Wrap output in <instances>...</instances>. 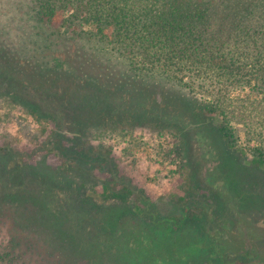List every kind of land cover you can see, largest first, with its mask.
Listing matches in <instances>:
<instances>
[{
    "label": "trees",
    "instance_id": "1",
    "mask_svg": "<svg viewBox=\"0 0 264 264\" xmlns=\"http://www.w3.org/2000/svg\"><path fill=\"white\" fill-rule=\"evenodd\" d=\"M1 13L10 17L0 20V96L32 111L48 134L42 149L86 179L64 181L45 157L1 145L0 264H264V238L236 240L226 188L210 192L207 221L204 210H160L130 181L122 196L132 204L107 201L102 170L113 151L103 138L136 128L173 137L189 173L201 161L189 135L212 128L221 151L252 153L246 161L264 167V0H0ZM207 79L212 100L194 91ZM238 89L247 96L234 98ZM89 160L100 193L84 188ZM235 199L244 212H264V193Z\"/></svg>",
    "mask_w": 264,
    "mask_h": 264
},
{
    "label": "rangeland",
    "instance_id": "2",
    "mask_svg": "<svg viewBox=\"0 0 264 264\" xmlns=\"http://www.w3.org/2000/svg\"><path fill=\"white\" fill-rule=\"evenodd\" d=\"M9 17L5 13L0 14V20L4 22H7ZM11 37L13 39L15 37L19 38L16 33L12 34ZM190 75L186 73L180 77H183L185 82H190ZM209 84L210 88L214 87L212 79H207L201 85H197L199 87L194 85L195 93L212 100L213 91L209 93V90H206ZM247 94L248 90L238 89L233 91L234 98L238 96L240 98L246 97ZM10 99L9 97L0 96V146L8 142L12 145L16 144L18 148L30 152L33 160H38L43 156L46 158V163L56 165L57 167L50 169L60 175L61 178L70 179L74 175L81 182L82 177H85L76 174L81 170L77 169V171L74 164L58 166L62 164V158L53 154L49 155L45 149H42V143L45 142L48 135L43 131V122L41 123V120L34 116L32 111L27 108L23 109L21 105ZM234 101L233 105L239 100ZM235 109L238 111L239 107ZM248 119L249 116H246L245 120L248 121ZM208 121L210 123L206 122L207 125L217 123L210 118ZM237 124L240 129L245 127L243 123ZM210 133L214 134L213 128ZM210 133H206L204 138L196 137L193 132L189 135L191 153L194 154L196 159L201 160L200 162L192 161L189 164L192 165L191 168L196 174L189 173L188 167H184L172 151L174 139L171 136H162L158 132L136 128L133 136L121 138V141L110 137L105 140L103 138L105 144L113 147L112 156H106L102 166V170L108 172L106 179L112 186L111 194L106 200L110 202L125 200L132 204L134 201L133 196H130L129 199H123L122 196L124 184L130 181V185L138 193L141 192L142 200H153L158 204L160 210L164 212L175 211L181 214L187 213V215H191V213L195 215L197 212L204 210L206 212L205 219L209 221V210L212 211L211 208L215 207L212 203V197L214 196L210 195V192H215V190H219L218 188L220 190L226 188L227 209H230L234 216L238 217L236 219L238 223H235L236 228L234 227L236 240L243 238L259 241L263 239L264 212L260 209L257 210V208L244 212L238 209L235 198L240 190L249 192L257 190L259 193H264V167L260 168L258 165L249 164V161H246L253 158L252 153L243 159L237 153L221 151L218 140L215 144ZM89 138V145H91V136ZM99 142L101 140L93 139L94 144ZM239 142L245 145L243 132H241ZM62 144L70 149L75 146L71 139L62 140ZM100 160L102 161V159ZM83 167L90 178L89 183L84 187L86 192L96 191L100 193L102 187L98 179L99 174L94 170L95 166L89 160V163H86ZM65 173H71L72 175L63 177ZM256 181L262 183L255 185ZM239 187L240 189L237 190ZM179 195H184L186 200L179 203L177 200ZM261 203L264 205L263 201ZM248 214L251 218L248 217ZM128 226L131 227L132 224H128Z\"/></svg>",
    "mask_w": 264,
    "mask_h": 264
}]
</instances>
